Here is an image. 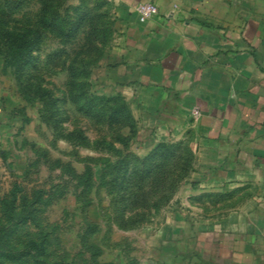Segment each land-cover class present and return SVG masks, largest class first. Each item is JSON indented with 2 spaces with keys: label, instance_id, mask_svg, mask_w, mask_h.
<instances>
[{
  "label": "rangeland",
  "instance_id": "374dc122",
  "mask_svg": "<svg viewBox=\"0 0 264 264\" xmlns=\"http://www.w3.org/2000/svg\"><path fill=\"white\" fill-rule=\"evenodd\" d=\"M62 3L52 17L64 34L41 25L42 1L0 0V32L42 35L18 71L0 39V264H202L182 259L183 229L198 225L184 216L199 213L181 204L197 163L191 132L153 143L104 70L131 19L116 0ZM200 197L204 214L231 209Z\"/></svg>",
  "mask_w": 264,
  "mask_h": 264
},
{
  "label": "crops",
  "instance_id": "0c3cea01",
  "mask_svg": "<svg viewBox=\"0 0 264 264\" xmlns=\"http://www.w3.org/2000/svg\"><path fill=\"white\" fill-rule=\"evenodd\" d=\"M146 1L159 13L141 23L136 8ZM116 2L131 20L105 62L109 84L153 143L191 132L197 154L181 204L199 211L184 223L198 225L183 229L182 259L264 264V0ZM205 194H231L216 202L231 209L204 214L194 197Z\"/></svg>",
  "mask_w": 264,
  "mask_h": 264
},
{
  "label": "trees",
  "instance_id": "16d2710c",
  "mask_svg": "<svg viewBox=\"0 0 264 264\" xmlns=\"http://www.w3.org/2000/svg\"><path fill=\"white\" fill-rule=\"evenodd\" d=\"M40 1H42L43 4V12L40 19L41 25L54 28L57 30H61V28L55 22H53L52 13H56L54 17L58 16L57 14L58 10L64 5L62 3V0H61V4H58V6L57 4L54 3L55 0H40ZM12 4L13 6L16 5L20 7V4H17L16 2ZM61 32L64 34L63 29L61 30ZM0 39L5 48L3 52L1 50L2 48H0V52H2L1 54L4 57L5 63H7L9 66L10 65L13 66L14 68H16L15 70L18 71L19 69H23L27 64L31 62L34 52L39 49V45L42 41V35L40 29H32L26 33H14L10 31H4V32H0ZM51 103H53V101ZM172 146H173L172 143L166 145L165 144L160 145L157 151L153 153V155H155L160 150L162 151L164 149L170 150ZM127 159L128 158L126 156L117 163L118 168L115 169L119 173L118 176L121 175L123 169H128L129 164ZM120 177H122V175ZM118 196L120 198V201L122 202L123 194L119 192ZM207 197L208 198L213 197L217 201H222L224 199L230 198L231 194H207L201 196L199 199H204ZM27 254H28L27 252L18 253V254H12L11 252L9 256L13 257V259H21L23 256H26Z\"/></svg>",
  "mask_w": 264,
  "mask_h": 264
},
{
  "label": "built area",
  "instance_id": "2783aa9c",
  "mask_svg": "<svg viewBox=\"0 0 264 264\" xmlns=\"http://www.w3.org/2000/svg\"><path fill=\"white\" fill-rule=\"evenodd\" d=\"M136 12L138 14L139 21L141 23H147L152 20L155 16L158 15L159 10L158 7L152 2H142L140 3L137 8ZM195 114H198L195 112Z\"/></svg>",
  "mask_w": 264,
  "mask_h": 264
}]
</instances>
